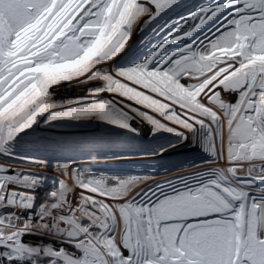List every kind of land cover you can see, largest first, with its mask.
Here are the masks:
<instances>
[{
    "label": "snow or ice",
    "instance_id": "snow-or-ice-1",
    "mask_svg": "<svg viewBox=\"0 0 264 264\" xmlns=\"http://www.w3.org/2000/svg\"><path fill=\"white\" fill-rule=\"evenodd\" d=\"M178 3L0 0V264H264V0H211L117 66ZM65 85L93 86L56 99ZM89 121L175 137L140 158L187 141L208 159L162 180L116 175L95 169L129 158L107 150L119 141L37 137L87 157L55 159L48 176L38 149L17 151L21 134Z\"/></svg>",
    "mask_w": 264,
    "mask_h": 264
},
{
    "label": "rangeland",
    "instance_id": "rangeland-1",
    "mask_svg": "<svg viewBox=\"0 0 264 264\" xmlns=\"http://www.w3.org/2000/svg\"><path fill=\"white\" fill-rule=\"evenodd\" d=\"M192 3L193 0H179L178 4L174 5L166 13H164V16L161 17L159 20L154 21L152 25H150L148 28L145 29L144 32L141 33L139 29H137V31L133 34L131 38V40L136 41V43L130 46L131 54L126 59V63L129 65H133L141 62L147 55H150L151 52L154 50L153 45H157L160 42L161 37L164 36V33L170 31L171 28L176 26L175 23H172L169 25L168 28H164V25L168 24L169 21H172L174 17L183 16L185 12L195 10L201 5L211 3V0L199 1L195 5H192ZM185 27H188V25H185ZM153 28H156L157 30H159L160 28H164V32H160V35L156 36L152 32ZM66 92H72V89ZM61 95L62 97H67L65 96V94H61ZM231 98L235 99V96ZM89 123L93 124L97 128H100L98 125L99 122L97 121H89L85 124L82 125L80 124L79 125L80 127H78V129L69 128L67 126H61L56 128H61V132L63 133L60 135L62 137L61 140L67 141L69 143L74 141H92L99 137H105L114 141H119L120 143L112 146L107 150L113 152L116 151V152L130 153L131 154L130 157H132V158L129 157L128 159H126V161L118 162L117 163L118 165L114 163L100 164L96 166L95 169L96 171L109 173V174L124 175L133 172L136 173L149 172L152 168H154L155 173H159L162 171H172V170L180 169V167H183L188 164H192L196 160L199 161L202 160L203 157L206 155L199 148L189 146V142L186 141L181 145L179 149L169 150V152H167L165 155L159 157L139 158L138 155L139 152L141 153L152 150L153 148L156 147L155 143L148 142L143 137H139L140 135L135 137L126 135L124 134L123 131H118L111 126L110 127L115 130H106V129H103L102 131L91 130L90 126H88ZM164 140L170 141V138L165 137ZM100 150L102 152L105 151V149H100ZM62 151H63V153L61 154L62 159L71 156L73 158H76V160L77 159L84 160V158L86 157L84 155V150L81 148V146L76 144H72L67 148V150H62ZM79 156H84V157L77 158ZM119 163H123V164H119ZM42 171H46V170H42ZM47 171L48 172H43V173L49 176H54V174H56L55 170H47Z\"/></svg>",
    "mask_w": 264,
    "mask_h": 264
},
{
    "label": "bare ground",
    "instance_id": "bare-ground-1",
    "mask_svg": "<svg viewBox=\"0 0 264 264\" xmlns=\"http://www.w3.org/2000/svg\"><path fill=\"white\" fill-rule=\"evenodd\" d=\"M199 1H203V0H193V3L192 5H195L196 3H198ZM164 14H162L161 17H163ZM161 17H158L157 20H159ZM156 20V21H157ZM142 33V32H141ZM137 36V35H136ZM136 43V41L134 40H131L129 42V46L121 53L119 54V56L116 58V64L117 66H120V67H127V66H131L129 64L126 63V59L128 58V56H130L131 54V48L130 46L134 45ZM128 62V61H127ZM93 85H88V86H85V87H70L68 85H65L59 89H56V97L57 99H63V98H67V97H75V96H79V95H83L86 91V87H91ZM72 89V92H66V91H70ZM63 90V91H61ZM61 94H65V96L67 97H62ZM82 125V124H81ZM99 127L100 128H97L96 126H94L93 124L89 123L88 126H90L91 130H103V129H106V130H115L113 128L110 127V125H106V124H101V123H98ZM138 127L141 128V132H140V136L139 137H143L145 140H147L148 142L150 143H155V146H159V145H166L167 142H171V141H174L175 140V137L172 136V134H169V133H166V132H159L157 133L155 136H153L151 134V129L148 125H137ZM69 128H77L80 127L79 125H72V126H67ZM76 130V129H75ZM118 131H123V130H120V129H116ZM105 131V130H104ZM68 132V131H66ZM71 134V133H69ZM165 137L167 138H170V141H167V140H164ZM182 145V144H181ZM181 145H179L177 148L175 149H179L181 147ZM128 151V150H127ZM134 151V150H133ZM116 152V151H115ZM169 152V151H167ZM166 152V153H167ZM116 153H123V152H116ZM126 153V152H125ZM133 153V152H132ZM140 153V152H139ZM165 153V154H166ZM164 154V155H165ZM80 157H84V156H79L77 158H80ZM130 157V156H129ZM132 158V157H130ZM140 158V157H139ZM76 159V158H75ZM87 159V157L84 158V160H76L77 164H81L83 163L85 160ZM203 159H208L207 155H205L203 157ZM202 159V160H203ZM121 161H126V159L124 160H108L106 163H103V164H108V163H114L116 165H118L117 163L118 162H121ZM201 161V160H200ZM199 160H196L194 163L195 164H199L200 163ZM119 164H123V163H119ZM42 170H46V171H42ZM40 171L42 172H48L47 170H54L51 165L46 168V169H42ZM177 170H172V171H162V172H159V173H154L156 175V179L158 180H162L164 179L166 176H171V175H174L177 171ZM167 172V173H166ZM54 174V172H53ZM55 175V174H54ZM49 176V175H48Z\"/></svg>",
    "mask_w": 264,
    "mask_h": 264
},
{
    "label": "built area",
    "instance_id": "built-area-1",
    "mask_svg": "<svg viewBox=\"0 0 264 264\" xmlns=\"http://www.w3.org/2000/svg\"><path fill=\"white\" fill-rule=\"evenodd\" d=\"M29 132L31 133V130H29ZM61 134H63L61 132V128H56V126L55 127L53 126L51 128L38 127L34 134H29V135L21 134V137H18V140L20 141V143L17 147V151L23 154L24 152L28 150L38 149L39 151H36L35 154L41 155L44 158L48 159L49 165H51L55 159H62L61 154L63 153L62 151L63 149H52L50 147H46L45 142L43 141H41L40 143H35V141L37 137H49L57 141H63L61 140L62 138L60 136ZM16 163H19V162H16ZM19 166L26 167L28 165L20 164Z\"/></svg>",
    "mask_w": 264,
    "mask_h": 264
}]
</instances>
